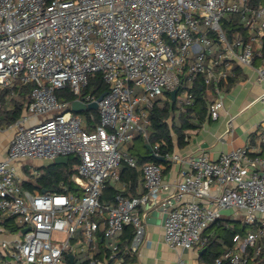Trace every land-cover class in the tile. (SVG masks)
<instances>
[{"label": "built area", "instance_id": "1", "mask_svg": "<svg viewBox=\"0 0 264 264\" xmlns=\"http://www.w3.org/2000/svg\"><path fill=\"white\" fill-rule=\"evenodd\" d=\"M235 16L244 32L232 26ZM263 44L264 2L257 0H0V88L16 80L33 84L0 161V217L15 216L22 228L21 237L0 242V264H63L76 234L82 230L90 248L102 223L105 236L114 239L110 258L119 249L117 235L128 225L134 227L128 248L138 253L150 208H161L165 241L183 250L204 247L205 231L231 210V217L248 228L235 233L234 247L212 264H260L264 119L255 144L218 159L206 151L166 155L188 166L166 196L162 192L170 186L163 165H139L123 144L137 132L147 137L149 108L157 96L178 89L181 107L192 105L191 88L200 77L215 90L208 116L218 119L224 108L220 83L235 75L234 64L257 72L264 101V64L255 65L257 57L264 58ZM97 73L108 84L101 99L83 91ZM67 87L74 100L97 101L99 121L92 129L86 125L94 115L85 118L72 110L74 100L59 98L57 91ZM32 117L38 120L31 122ZM228 126L232 131V119ZM72 154L80 159L73 175L80 191L63 186L60 192L32 193L17 180V162ZM123 162L141 171L144 191L119 192L114 202L102 201L107 180L120 179ZM89 264L106 260L93 257Z\"/></svg>", "mask_w": 264, "mask_h": 264}, {"label": "crops", "instance_id": "2", "mask_svg": "<svg viewBox=\"0 0 264 264\" xmlns=\"http://www.w3.org/2000/svg\"><path fill=\"white\" fill-rule=\"evenodd\" d=\"M257 1L264 2V0H257ZM234 19L235 21H233L232 26H235V30L244 32L242 21L236 16L234 17ZM262 50L264 55V44ZM262 64H264V58L257 57L255 60V65L257 66ZM233 72H235V75L230 76L227 80H222V89L224 91V108L222 110L220 117L218 119H211L209 116H207L205 122L202 124L201 127L197 129L189 130L187 132L184 139L186 143L183 146H179L178 144H176L173 152H176L182 156H186V155H197L203 151H206L212 158L218 159L223 153L228 152L234 148L244 145L255 144L257 142V140L260 138L259 131L261 130V122L264 119V101L260 98V95L263 92V84L257 80V72L253 68L244 67L239 64H234ZM233 77L236 78V81L232 86L228 88L227 84L229 83V80ZM197 81L198 80H196L195 82ZM20 85H22V83L19 80H16L13 85L0 88L1 125H2V129L0 130V161L3 160L8 153L10 142L14 134L13 125L23 115L25 111V105L30 95L29 93L26 96V102L20 117L15 122L6 124L5 123L6 121H3L4 112L6 109L8 110L12 108L11 99L14 97H18V94L14 90V87ZM206 87L208 89L206 92L208 98L210 100H213L215 97V93L213 92L212 87L207 85ZM7 88H12V90L8 94L3 95L4 90ZM166 95L167 94L162 95L163 101L165 100ZM175 100H177L178 104L181 105L180 95L178 93L176 95ZM93 110H96L98 114L97 109H87L77 113L85 118H88V116L82 114V112L88 111L90 112V115L92 114L95 117V114L92 112ZM230 119L233 120V130L228 132V128H229L228 120ZM36 120H38L37 117L31 118V122H34ZM95 121H89L88 124L86 125L87 128L89 125L90 127L91 126L94 127V125L96 124ZM133 143H135L134 140L125 144L123 148H125L128 151L127 147L129 146V144H133ZM151 148H152L151 152L152 151L154 152L152 146ZM53 161L54 160L27 159L15 163V167L17 170V180L20 182L22 188L28 190L23 186V182L27 180L30 177V175H34V176L41 175V173L43 172L42 167L50 164ZM162 165H163L164 182L165 184H168L170 186L169 189H165L162 192L163 196L164 195L166 196L173 189L174 184L177 182L180 176L181 170L187 168L188 166L185 163L174 161L170 158H167V162ZM139 172H140V179L138 185L136 186L135 191L129 190L127 187V182H125L120 187L122 193L126 191L124 193L125 195H136L144 191L145 188L143 185L142 173L141 171ZM109 180H111V182L113 183L115 182L116 184L120 183V179L119 180L109 179ZM39 191L42 192L48 190L46 189L35 190L32 193ZM108 203H112V202H108ZM164 216L165 214L161 210V208L149 209L146 218L147 228H146L145 239L140 247L139 252L137 253L139 257L138 264H178V261L180 259H183L185 264H212V262L204 260L201 257L203 253L206 251L207 246H204L202 248L193 247L191 249H185V250L175 249L171 247L165 241L164 238ZM5 217H9V216L0 217V242L4 240L13 241L18 237H21L22 228L18 223L17 218L16 217L14 218L13 223L6 225L4 223ZM222 218L223 219L231 218V214L230 215L224 214ZM234 223L238 224L240 222L234 220ZM104 225L105 224L103 223L101 224L97 236H99V233L103 229ZM215 232L216 229L214 227H211L204 233V236L207 237V239H209L211 236L215 235ZM76 236L78 241L74 243V247L69 253L74 254V260L77 259V261L80 262L82 261V259H89L90 262V260L94 257L93 250L97 248V241L94 246L90 245V248H88L82 230L79 231L76 234ZM221 241L223 240L221 239ZM69 253L66 252V254L64 255L63 264H65V256L67 255L69 257ZM95 257H101V256H95Z\"/></svg>", "mask_w": 264, "mask_h": 264}, {"label": "trees", "instance_id": "3", "mask_svg": "<svg viewBox=\"0 0 264 264\" xmlns=\"http://www.w3.org/2000/svg\"><path fill=\"white\" fill-rule=\"evenodd\" d=\"M225 29L231 32L230 25L225 22ZM236 81V78H231L227 87L232 86ZM222 88V82L220 83ZM33 89L32 84H22L20 86L14 87L17 92L18 97L11 99L12 108L6 109L3 116V121L6 124L15 122L23 112V108L26 102V96L31 93ZM12 88H7L4 90L3 95L8 94ZM93 91L97 95L108 90V84L104 81L102 74L97 73L96 75L90 77L87 86L83 89L84 93L88 91ZM194 93V101L192 105L182 108L178 104L177 100H174L170 93H166L165 100L163 97L157 96L149 108V119L150 124L147 125V137L142 132H138L133 144H129L128 152L135 156L139 165L145 162H154L157 164H164L167 162L166 159H160L153 155V151L149 149L148 145L154 147L158 145L156 150L160 156H165L172 153L176 144L183 146L186 141H184L185 136L189 130L197 129L202 126L208 116V105L212 101L208 98L207 87L204 84L203 77H200L198 81L191 88ZM213 92L215 90L212 87ZM59 98L66 100H73L76 95L70 90V88H64L57 91ZM95 114V122L99 121V116L96 110L92 111ZM85 116H90V112H82ZM94 122V123H95ZM89 129L93 126H88ZM79 157L72 154L69 155V161L67 163H56L51 162L50 164L42 167L43 172L39 176L30 175V177L23 182V186L34 192L35 190L46 189L48 191L60 192L64 190L63 186L68 187L70 190L80 191L78 186L73 179V175L77 171V166L79 164ZM140 179V172L137 168L129 166L126 162H123L120 167V185L115 182L108 180L106 187L101 195L102 201L114 202V198L117 193L122 192L120 189L121 185L127 182V187L129 190L135 191ZM127 189V190H128ZM126 191H124L125 193ZM15 216L5 217L4 223L6 225L13 223ZM214 227L216 229L215 235L211 236L206 245L207 249L201 256L202 259L209 262H215L217 258L222 257L224 252L234 247L232 237L237 232L244 233L248 228L247 224L242 226L234 223L231 218L218 219L209 228ZM208 228V229H209ZM207 229V230H208ZM206 230V231H207ZM205 231V232H206ZM134 235V227L131 225L125 226L122 232L117 235L118 239V251L114 258H110L112 252L109 243L112 239L108 238L104 234V227L100 231L97 239V248L94 251L95 256H101L105 258L106 264H138V255L130 251L128 246ZM221 239L223 241H221ZM81 260V259H80ZM256 260H260V264H264V259L262 257H257ZM75 262L78 264H89V259H82V261ZM65 264H72L70 257L65 256ZM225 264H230L229 260L225 261Z\"/></svg>", "mask_w": 264, "mask_h": 264}, {"label": "water", "instance_id": "4", "mask_svg": "<svg viewBox=\"0 0 264 264\" xmlns=\"http://www.w3.org/2000/svg\"><path fill=\"white\" fill-rule=\"evenodd\" d=\"M178 89H174L171 92V96L172 98L175 100L176 95H177ZM103 96L100 95L98 99H101ZM98 108V103L97 101H93L91 103L86 104L85 102L81 101V100H74L72 103V110L75 112H81L87 109H97ZM150 150H152L151 145H149ZM153 155L157 156L160 159H165L164 156H158L155 154V152H153ZM69 161V156H58L54 159V162L56 163H67ZM29 227H26L23 229V232H26L28 230ZM203 252V251H202ZM69 257H70V261L72 264H77L74 260V254L73 253H69Z\"/></svg>", "mask_w": 264, "mask_h": 264}, {"label": "rangeland", "instance_id": "5", "mask_svg": "<svg viewBox=\"0 0 264 264\" xmlns=\"http://www.w3.org/2000/svg\"><path fill=\"white\" fill-rule=\"evenodd\" d=\"M228 16H230V15H228ZM228 16H227V17H228ZM123 145H125V144H123ZM123 145H121L120 148H121ZM25 160H27V159H25ZM231 213H232L231 210H225V211H223V214H226V215H230ZM241 219H242V218H241ZM237 225L242 226L243 223L240 222V223H238ZM69 252H71V248H69V249L67 250V253H69Z\"/></svg>", "mask_w": 264, "mask_h": 264}]
</instances>
